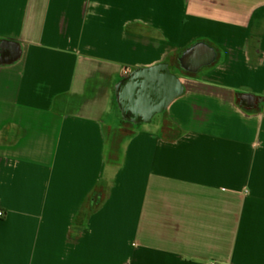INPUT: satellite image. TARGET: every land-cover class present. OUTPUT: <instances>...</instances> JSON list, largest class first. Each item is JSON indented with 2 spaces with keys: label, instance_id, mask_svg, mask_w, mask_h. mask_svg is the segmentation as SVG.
<instances>
[{
  "label": "crops",
  "instance_id": "0c3cea01",
  "mask_svg": "<svg viewBox=\"0 0 264 264\" xmlns=\"http://www.w3.org/2000/svg\"><path fill=\"white\" fill-rule=\"evenodd\" d=\"M3 39L0 264H264V0H0ZM193 44L119 129L116 83Z\"/></svg>",
  "mask_w": 264,
  "mask_h": 264
},
{
  "label": "water",
  "instance_id": "95a60500",
  "mask_svg": "<svg viewBox=\"0 0 264 264\" xmlns=\"http://www.w3.org/2000/svg\"><path fill=\"white\" fill-rule=\"evenodd\" d=\"M202 61L212 55V49H200ZM192 70L203 62L196 55ZM204 59V60H205ZM203 60V61H204ZM184 90V83L167 61L139 66L116 83L115 95L122 115L134 123L146 122L163 112L169 103Z\"/></svg>",
  "mask_w": 264,
  "mask_h": 264
},
{
  "label": "flooded vegetation",
  "instance_id": "af4514ba",
  "mask_svg": "<svg viewBox=\"0 0 264 264\" xmlns=\"http://www.w3.org/2000/svg\"><path fill=\"white\" fill-rule=\"evenodd\" d=\"M183 51L179 52L172 60H167L170 69L179 76L180 74L188 75V69H191L194 66L195 58L197 59L196 53L198 52V49H195V45L193 44L190 48L184 52ZM252 96V94L246 93L241 96V101L251 104Z\"/></svg>",
  "mask_w": 264,
  "mask_h": 264
},
{
  "label": "trees",
  "instance_id": "16d2710c",
  "mask_svg": "<svg viewBox=\"0 0 264 264\" xmlns=\"http://www.w3.org/2000/svg\"><path fill=\"white\" fill-rule=\"evenodd\" d=\"M18 47L16 42L12 41V40H7V39H3L0 41V60L1 61H8L11 60L15 57L16 53H17ZM166 61V60H165ZM114 105L119 108L118 106V101L116 99V96H114ZM122 118H124L126 121L127 120L124 116H122ZM132 124H139V123H134L129 121ZM145 123V122H140Z\"/></svg>",
  "mask_w": 264,
  "mask_h": 264
},
{
  "label": "rangeland",
  "instance_id": "374dc122",
  "mask_svg": "<svg viewBox=\"0 0 264 264\" xmlns=\"http://www.w3.org/2000/svg\"><path fill=\"white\" fill-rule=\"evenodd\" d=\"M116 107V106H115ZM116 110H117V107H116ZM119 112V111H118ZM159 114V113H157ZM120 117H118V121H116L117 125H118V128L119 129H123V130H127V129H136L138 127H146L148 126L149 122L147 123H139V124H132L130 123L129 121H126L124 118H122V115L119 114ZM119 131V130H117ZM121 132L123 133L124 131L121 130ZM127 136H130L129 134H127ZM125 137V135L123 136V138ZM130 138V137H129ZM129 138H125V141L128 142L127 140ZM114 160V159H113Z\"/></svg>",
  "mask_w": 264,
  "mask_h": 264
},
{
  "label": "built area",
  "instance_id": "2783aa9c",
  "mask_svg": "<svg viewBox=\"0 0 264 264\" xmlns=\"http://www.w3.org/2000/svg\"><path fill=\"white\" fill-rule=\"evenodd\" d=\"M236 192L238 191L236 190ZM3 215H4V211L0 208V216H3ZM206 264H219V263H217L215 260H209Z\"/></svg>",
  "mask_w": 264,
  "mask_h": 264
}]
</instances>
